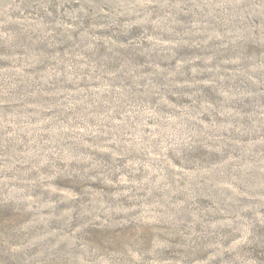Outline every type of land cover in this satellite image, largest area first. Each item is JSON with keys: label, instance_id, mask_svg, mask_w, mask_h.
<instances>
[{"label": "rangeland", "instance_id": "obj_1", "mask_svg": "<svg viewBox=\"0 0 264 264\" xmlns=\"http://www.w3.org/2000/svg\"><path fill=\"white\" fill-rule=\"evenodd\" d=\"M0 264H264V0H0Z\"/></svg>", "mask_w": 264, "mask_h": 264}]
</instances>
